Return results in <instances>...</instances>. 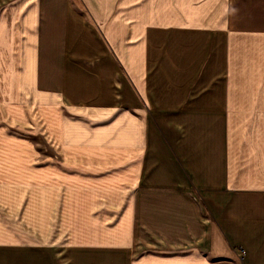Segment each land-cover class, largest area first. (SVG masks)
<instances>
[{"label": "crops", "instance_id": "obj_1", "mask_svg": "<svg viewBox=\"0 0 264 264\" xmlns=\"http://www.w3.org/2000/svg\"><path fill=\"white\" fill-rule=\"evenodd\" d=\"M26 91L133 180L98 239L0 264H264V0H0V101Z\"/></svg>", "mask_w": 264, "mask_h": 264}, {"label": "rangeland", "instance_id": "obj_2", "mask_svg": "<svg viewBox=\"0 0 264 264\" xmlns=\"http://www.w3.org/2000/svg\"><path fill=\"white\" fill-rule=\"evenodd\" d=\"M48 101L29 91L0 101V246L51 253L98 239L127 203L133 173L119 168L129 151L117 146L128 141L93 157L69 153L50 139Z\"/></svg>", "mask_w": 264, "mask_h": 264}]
</instances>
